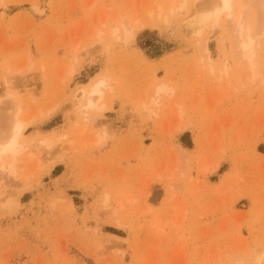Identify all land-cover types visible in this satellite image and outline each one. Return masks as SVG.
Returning <instances> with one entry per match:
<instances>
[{"label": "rangeland", "instance_id": "1", "mask_svg": "<svg viewBox=\"0 0 264 264\" xmlns=\"http://www.w3.org/2000/svg\"><path fill=\"white\" fill-rule=\"evenodd\" d=\"M172 1L0 0V115L29 121L0 178V264L264 259V58L254 83L234 20L204 41ZM247 4L255 27L251 0L234 18ZM126 20L143 24L128 42ZM102 78L105 108L82 113Z\"/></svg>", "mask_w": 264, "mask_h": 264}, {"label": "bare ground", "instance_id": "2", "mask_svg": "<svg viewBox=\"0 0 264 264\" xmlns=\"http://www.w3.org/2000/svg\"><path fill=\"white\" fill-rule=\"evenodd\" d=\"M230 2L233 5L231 15L234 17V11H235L234 9L236 8V0H230ZM222 3H223V0H202L200 2L199 0H196L192 4H190L188 0H182L179 3L176 1H172L170 3V9L173 11L182 10L185 8L188 9L189 11H191V13L190 15L187 16V19H191L194 24L210 23V30L208 31V29L205 28L206 31L208 32L205 31L207 34L204 37V41H207L210 38L209 34L213 31V29L216 26L219 25V22L221 21L223 14H226L227 17L229 15V13L227 12L223 13L219 17H216L214 15H209L210 13H213L215 11V7L217 5H222ZM251 5H254L253 8L256 7L257 10L259 11V18L257 20L256 26L252 27L251 23H249L248 21V16H247L248 11L247 10L249 9L250 6L249 4H247L245 8L243 6L244 9L241 10L242 12L240 13V15L238 13V15H236L237 18L233 19L234 22H233L232 27H233V32L236 35L234 39L236 46L234 48H237L239 51L238 52L239 57H240L239 59L246 61L247 63L246 66L249 69V70L246 69L249 72L248 78L250 81L254 82L257 78L261 80V78L263 77L261 76L262 75L261 74V69H262L261 64L262 63L260 61L261 59L259 57L260 55H259L258 50L261 51V55L264 58V32H262V28H264V0H251ZM161 11H162V8L160 9V13ZM241 18H243V28L240 27ZM140 23H143V22H140ZM123 27L124 28L121 32L122 38L128 42V41L133 40L135 38V35L137 34L136 31H139V30H135V27L136 29H140L143 27V24L137 25V22L130 24V21L126 20L123 22ZM249 27L251 28V32H249ZM119 31H120V27H116L112 31V34L116 40L121 37L119 35ZM232 35L234 36V34ZM260 37H262L261 41L258 42L257 39ZM226 68H225V71H226ZM262 73H263V70H262ZM109 85L110 84L107 80L103 78L98 79L96 83L93 84L92 88H90V91L87 92L88 94L86 92L82 93L81 97L85 101V103H83L84 105L82 108V113L89 114V111H96V110L103 111V109L105 108V104H101L100 101H102V99L105 97V88ZM169 90H170V87L166 86L165 84H160L155 89V92L154 91L153 92H154L155 97L157 98L158 96H160L161 93L167 92V91L169 92ZM74 96L77 98L80 97L79 94H75ZM20 111H21V107L16 110L13 116L7 119L5 118V120L0 115V120H1L0 121V178L5 176V174L6 175L16 174L17 164H18L17 162H19L20 156H22L23 152H25V150L29 146V144H27L23 140L25 131L29 126V121H26L25 119L20 118ZM17 126H19V133L16 136L15 143L12 144L11 147H8V145L11 143V140H12L13 130ZM39 143L43 147L48 148V150L49 149L52 150V148L57 143V140H54L51 137H45L44 139L40 140Z\"/></svg>", "mask_w": 264, "mask_h": 264}, {"label": "snow or ice", "instance_id": "3", "mask_svg": "<svg viewBox=\"0 0 264 264\" xmlns=\"http://www.w3.org/2000/svg\"><path fill=\"white\" fill-rule=\"evenodd\" d=\"M232 7L233 5L231 4L230 0H223V3L222 5H217L215 7V11L213 13H210L209 15H214L216 17H219L220 15H222L223 13L227 12L229 13L228 15V19L230 21H232L234 19V17L231 15V11H232ZM240 27L243 28V18H241V21H240ZM249 32H251V28L249 27ZM262 32H264V28H262ZM19 133V126H17L14 130H13V133H12V140H11V143L8 145V147H11L12 144L15 143V140H16V136L18 135ZM260 264H264V259H262L260 261Z\"/></svg>", "mask_w": 264, "mask_h": 264}]
</instances>
